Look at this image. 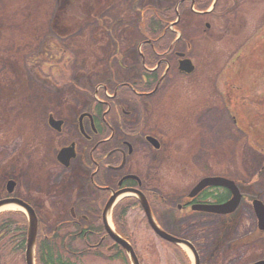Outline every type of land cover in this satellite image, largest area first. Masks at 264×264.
<instances>
[{"label": "rangeland", "instance_id": "374dc122", "mask_svg": "<svg viewBox=\"0 0 264 264\" xmlns=\"http://www.w3.org/2000/svg\"><path fill=\"white\" fill-rule=\"evenodd\" d=\"M133 1L119 4V0H0V198L6 195V180L16 178L17 186L23 187L22 196L32 195L41 210L37 243L49 236L55 253L67 254L78 264L132 262L121 245L109 250L114 241L107 236L102 246L88 250L84 241L75 239L81 227L66 228L72 205L82 210L81 215L94 212L91 221H96L111 196L103 202V195H99L94 185L95 167L88 164L91 143L78 144L79 155L75 153L73 168L56 163V152L70 140L49 128L48 115L63 119L72 129L81 112L93 108L101 112L103 106L97 103V97L106 96L101 84L111 93L116 80L138 79L143 74V66L136 62L141 34L147 30L151 33L149 37L162 38L167 31L149 32L153 27L151 15L176 0ZM102 2L108 4L105 11L109 20L105 24L99 10ZM215 5L219 15L214 18L188 12L183 15L181 29L186 41L192 44L189 52L198 64L196 71L184 78L168 79L152 97H130V105L123 104L132 112L129 125L114 121L112 148L127 150L124 143L130 141L134 151L125 170L139 176L144 188L154 190L152 199L161 190L169 193L172 208L152 202V213L158 223L193 244L199 264H223L226 258L233 259L226 264L256 263L264 260V228L259 227L252 202L254 199L264 202V149L252 145L249 132L236 125L232 108L223 101L221 79H226L224 68L228 62L241 63L240 57L262 47L264 0H217ZM146 6L149 9L143 11ZM66 34L69 35L65 38ZM166 36L169 37L168 33ZM132 40L135 45L130 46ZM179 46L180 50L185 49ZM126 47L128 51L122 50V55L129 54L135 61L131 58L128 64L114 61L119 49ZM256 53L257 59L264 61V47ZM252 87L254 91L260 87L261 92L264 80L258 79ZM147 106L148 116L144 117L143 109ZM245 111L248 115V110ZM239 113L236 110L235 116ZM146 122L167 131L164 158L161 151L151 149L139 136ZM85 123L90 129L87 120ZM108 131L105 130V136ZM73 133L78 134L76 128ZM116 159L114 156L113 160ZM105 175L107 181L115 182L113 171L106 170ZM211 175H223L236 182L241 195L236 208L230 214L218 216L190 212L187 215L182 211L175 220L177 201L202 177ZM216 190L222 193L225 189ZM136 199L121 197L111 219L114 230L132 237L130 244H134L140 264H194L186 248L156 235ZM101 201L102 206L98 207ZM16 210L13 207L0 211V220L15 221L18 215L9 217L6 213ZM79 214V223L86 226ZM19 220L20 223H12V231L0 230V250L3 251V245L7 252L2 257L0 251V264H26L25 249L18 247L21 235L17 229L26 225L27 234V217ZM96 223L94 230L107 234L103 223ZM55 225L60 227L52 238ZM69 247L74 250L70 252Z\"/></svg>", "mask_w": 264, "mask_h": 264}, {"label": "flooded vegetation", "instance_id": "af4514ba", "mask_svg": "<svg viewBox=\"0 0 264 264\" xmlns=\"http://www.w3.org/2000/svg\"><path fill=\"white\" fill-rule=\"evenodd\" d=\"M130 0H119V4H127ZM135 1V0H134ZM133 1V2H134ZM214 0H176L174 3H171L168 7H163V9L169 10V16H173L174 18L167 21V26L164 29V31L167 33L172 32L173 38L170 39L168 36L162 38L155 37L151 38L149 37L151 33H147V30L141 34L143 39L139 41L137 47L140 52V56L138 57L137 61L139 64H141L143 67L141 70H144L142 72L143 74L138 79H118L116 80V88L111 90V93H109L107 90L108 88L105 87L104 84H101L103 87V91L105 92L104 99L97 97V103L101 104L103 106L101 112H97L94 108L92 111L88 112H81L77 116V124L75 127L71 129L68 123H66L63 119L54 118L55 120H58L60 123L59 125H52L50 123V117L51 113L48 119L49 128H51L54 132H57L59 136L62 134L68 136V140L70 142H66V144H61V147L58 149L60 150L62 146L68 147V146H74V151L77 154L79 152V146L80 143H91L90 151H89V157L90 160L88 162L89 166H94L95 169L92 173V179L94 182V185L96 186V190H98L99 195L102 196V201H107L109 197L116 191L123 189V188H130V187H136L139 188L141 191L144 192L146 197L148 198V201L150 204L152 202L159 204L160 206H165L166 209L172 208V206L169 204V201H171V198L169 197V193L165 190H161V194L157 195V198L152 199V193L154 190L144 188L142 186V181L138 179H125V176L128 174H135L133 172H130V170H125L126 163L130 161L131 154L134 151L133 146L131 145L130 141L125 140V145L127 146V150L122 148L113 147L112 144L114 142L115 137V130L113 128L114 121H118L121 123L120 125L127 126L129 125L128 117L132 114L131 110H126L124 103H129L132 101L130 97H146L148 95H155L159 88L163 86L167 82L168 79L171 78H184V69L183 65L181 64L182 59L184 58H191L194 62L193 55L189 52V50L192 47V44L186 41V37L184 36L183 28V15L187 12L192 14L193 16H202V17H216L217 12L215 11L217 5L211 6ZM217 1V0H216ZM101 2V1H100ZM126 2V3H125ZM211 3V4H210ZM134 4V3H133ZM91 7V6H90ZM149 6H146L143 8V11L147 10ZM108 8V4L104 5L102 2V7L99 9L101 12V19L104 21V24L106 21H108V17L106 16V9ZM170 9L174 11L173 15L170 14ZM125 12L126 10L123 9ZM141 10V12H143ZM124 14V13H123ZM146 14V13H145ZM145 14H142L141 20L144 21ZM218 17V16H217ZM120 19V18H118ZM121 20V19H120ZM169 22V23H168ZM206 25L208 27L211 26L210 22H207ZM151 29V28H150ZM105 31V29H104ZM149 32H153L151 29ZM166 33V34H167ZM70 34V33H69ZM66 34L65 38L69 35ZM150 34V35H149ZM62 36V35H61ZM122 36V35H121ZM120 36L119 40L122 39ZM127 39V37H126ZM128 40V39H127ZM130 41V39L128 40ZM133 41V40H132ZM130 42V46L132 44L135 45L134 41ZM161 41V43H160ZM187 42V44L185 43ZM183 45L185 49L180 50V46ZM53 47V46H52ZM120 47V45H118ZM127 50L128 47L125 49H119L117 54H115L114 61L116 62H123L124 64H128V59H133L131 55H122L123 51ZM122 55V57H121ZM135 60L133 59L132 62ZM197 68L198 64L196 63ZM196 70V69H195ZM155 83L154 88L149 89V85L151 86L152 83ZM144 89H149L145 90ZM120 90H124L121 91ZM127 92L130 93V96L127 94ZM101 95V92L99 93ZM98 95V96H99ZM124 95V96H123ZM129 97L130 99H128ZM127 98V99H126ZM126 100V101H124ZM120 101V102H119ZM148 105V104H147ZM146 109H143V116H148L149 107H144ZM101 109V108H100ZM53 117V116H52ZM87 120L89 128H87L85 121ZM128 123V124H126ZM105 126V127H104ZM76 128L78 131V134H74L73 131ZM65 129V133L63 130ZM107 129L108 133L107 136H105V130ZM73 130V131H72ZM71 131V133H70ZM139 136L143 140V142L147 143L151 149H155L156 151H161L160 156L161 158H164L163 155L166 154L165 150L167 148V141L166 138L169 136L167 134V131L163 128H160L156 126V128H153L145 123V126L141 127L139 130ZM79 136L78 140L74 139L75 136ZM73 138V141L72 138ZM108 137L110 139H108ZM149 137L155 138L157 141L156 143L150 139ZM83 138V140L81 139ZM164 139V140H163ZM79 141V142H78ZM94 141V143H93ZM124 142V141H123ZM88 146V145H87ZM106 150H109L106 152ZM106 152V153H105ZM79 155V153L77 154ZM116 156V161L113 160V157ZM75 157H72L70 159H67L66 156H59V152H56V163H58L61 166H64L65 162L67 161L66 165H70L71 168H73V161ZM77 158V156H76ZM110 159L111 162H106V160ZM111 170L114 172V175L116 177V180L114 183H111L106 180L105 171ZM82 171V170H81ZM11 174V173H10ZM95 177V181H94ZM139 177V176H138ZM8 178V177H7ZM13 180V190L10 194L8 191L9 187V181ZM16 178H8L5 182V191L7 196H14L18 197L26 202H28L36 211L38 217H39V223H42V219L40 218V209L37 207V201L32 198L31 196H22L20 192H22L23 187L17 186ZM206 190V189H205ZM214 190L213 188H210L204 192H202L199 196L196 198H189L188 193H185L182 198H180L175 206V211L177 212L175 220L178 219L179 213L184 212H190L191 214L195 215H201V216H208V215H215L217 214L196 210L192 208V205L195 203H211L212 200L210 198L209 193ZM208 193V197L205 196ZM98 203V207H101V203ZM137 204L140 206V203L138 202V199H136ZM86 209V208H85ZM87 210V209H86ZM79 211H82L81 209H77V207L72 205L70 207V220H66V228L67 226H75V227H81L78 231V235L75 237L77 240H82L86 243L88 250L93 248H98L102 246L103 241L106 240V238L112 239L108 234L103 233L102 231L94 230L96 226L98 225L96 222L101 221L103 223V213L98 215L96 218V221H91V219L94 218L95 213L90 212V214H83ZM88 211V210H87ZM96 211H100V208H96ZM80 213V214H79ZM188 213L187 215H189ZM78 214L81 215L82 221L86 222L87 225L83 226L79 223L78 220ZM220 215V214H219ZM162 225V224H161ZM168 232L173 233L175 235H178V233H174L166 228V226L162 225ZM60 227V225H55L52 232L53 234L56 232V230ZM86 228V229H85ZM71 233V232H70ZM55 235H52V238H54ZM69 236V235H68ZM67 236V237H68ZM107 236V237H105ZM180 236V235H179ZM48 238L49 236H45ZM107 238V239H108ZM116 245H119L115 241L112 243L111 246H108L109 250L114 249ZM195 248V247H194ZM72 251L71 247L67 248ZM67 255V254H66ZM263 259V258H262ZM233 259L226 258L223 261V264H226L225 262H232ZM260 260V259H259ZM201 261V260H200ZM218 261V259H217Z\"/></svg>", "mask_w": 264, "mask_h": 264}, {"label": "trees", "instance_id": "16d2710c", "mask_svg": "<svg viewBox=\"0 0 264 264\" xmlns=\"http://www.w3.org/2000/svg\"><path fill=\"white\" fill-rule=\"evenodd\" d=\"M156 12V13H155ZM169 14V12L160 10V11H154L151 15V21L150 24L153 27H150L153 32L158 29L159 31H164V29L167 26V19L165 15ZM172 14V12H170ZM172 19H168V21ZM60 28V27H59ZM161 32V33H162ZM167 34H164V37ZM168 35L170 39L173 38V34H170L168 32ZM260 45L262 47L260 48H253L250 53L244 54V56L240 59H242L241 63L235 64H229V66L226 69V79L222 80V85L224 87V91L222 93L223 101L226 102L228 106L232 108V112L235 119L236 125H238V128L241 130H245L246 132H249L250 135V142L252 145L261 147L264 149V90L261 92L258 90V88L253 89V85L258 83V79L264 80V64L262 65L260 61L258 60L257 56L260 50L264 47V39L262 38L260 41ZM244 46L241 47V51L243 50ZM250 54V56H249ZM237 60V59H236ZM232 60V61H236ZM241 61V60H240ZM239 61V62H240ZM257 61V62H256ZM259 61V62H258ZM264 63V61H263ZM238 82H246V84L241 85ZM155 83H152V85L149 87H153ZM252 89H251V88ZM248 89H250L248 91ZM225 104V105H226ZM248 110V115L244 114L246 112L245 110ZM236 110H240L239 115L242 117L238 118V116H235ZM250 113V115H249ZM217 190H212L209 195L214 196V198H217L218 200H222L226 197H228V192H222V193H216ZM208 193L205 196H209ZM7 216L11 217L12 215L16 214L18 215L15 221L13 222H19L20 217L24 218V215L20 212L16 213H6ZM125 215V213H123ZM5 215V214H4ZM22 221V220H21ZM12 220L11 221H3L0 220V229L1 231L7 230L12 231ZM21 237L19 238L18 247L21 250L25 249L26 244V225H23L22 227H18L17 229ZM57 232H55L53 235H56ZM125 237H128L130 240L132 237L129 235H124ZM42 238V237H41ZM133 241V239H132ZM53 240H49V238H42V241H39L38 243V250H37V259L38 264H78L75 261L70 258V256L64 255L62 253H55L54 251V244L52 243ZM4 246H1L2 257H6V250L3 249ZM72 251L74 250L71 248ZM6 253V254H5Z\"/></svg>", "mask_w": 264, "mask_h": 264}, {"label": "water", "instance_id": "95a60500", "mask_svg": "<svg viewBox=\"0 0 264 264\" xmlns=\"http://www.w3.org/2000/svg\"><path fill=\"white\" fill-rule=\"evenodd\" d=\"M190 63V62H188ZM192 68V67H191ZM65 154L66 158L69 159L72 156H74V150L73 148H63L60 151V156ZM128 177H135L134 175H129ZM208 186H224L227 187L231 193L232 197L223 204H217V205H196L194 208L207 210L211 212L216 213H222L226 214L229 212H232L239 200H240V192L236 185V182L232 179H229L227 177L223 176H209L202 178L191 190L189 196L194 197L196 196L200 191H202L204 188ZM126 195L136 196L140 203L142 204L148 222L150 226L153 228V230L162 238L169 240L173 243L185 246L190 253L193 256L194 264H199L197 254L193 247L185 240L178 238L168 232H166L157 222L155 219L150 204L146 197L143 195V193L136 189V188H126L119 190L118 192H115L112 194L111 198L109 199L108 203L106 204L104 208L103 213V222L105 225V229L108 232V234L112 237L113 240H115L117 243L121 244L123 248L126 250L132 264H139L138 257L136 255V252L133 248V246L128 242V240L124 239L122 236L117 234L113 227L112 222L109 223L108 218L111 220V213L115 206V204L118 202V200ZM253 204L255 207V210L257 212L258 218H259V224L261 228H264V204L259 199H254ZM6 205H13L19 210L25 212L28 219V228H27V239H26V250H25V261L26 264H36L35 260V253H36V243H37V232H38V219L37 216L33 210V208L26 202L18 199V198H3L0 199V208L6 206ZM255 264H264V262H258Z\"/></svg>", "mask_w": 264, "mask_h": 264}, {"label": "bare ground", "instance_id": "6f19581e", "mask_svg": "<svg viewBox=\"0 0 264 264\" xmlns=\"http://www.w3.org/2000/svg\"><path fill=\"white\" fill-rule=\"evenodd\" d=\"M13 207H15V206H13V205H6V206H4V207H2V208H0V211H2V210H4V209H10V208H13ZM108 220H109V223L111 224V220H110V218H108ZM147 221H148V219H147ZM149 223V222H148ZM184 248H186L185 246H183ZM187 249V248H186ZM188 250V249H187ZM189 251V250H188ZM190 252V251H189Z\"/></svg>", "mask_w": 264, "mask_h": 264}]
</instances>
